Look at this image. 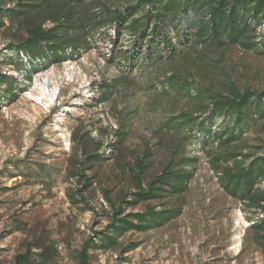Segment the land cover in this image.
<instances>
[{
  "label": "rangeland",
  "instance_id": "rangeland-1",
  "mask_svg": "<svg viewBox=\"0 0 264 264\" xmlns=\"http://www.w3.org/2000/svg\"><path fill=\"white\" fill-rule=\"evenodd\" d=\"M19 34L7 17L0 27L1 70L18 77L23 91L17 99L0 96V264H16V257L33 242H54L58 250L43 262L39 256L43 248H33L34 264H76L81 242L108 222L102 190L115 195L133 188L130 168L135 157L146 152V145L152 152L149 176L176 148L197 158L188 163L194 176L187 190L173 201L182 206L181 214L162 227L126 233L122 244L138 245L124 254V262L119 250H92L91 264H264L250 229L255 213L224 192L206 155L210 144L204 135L194 133L199 121L209 123L208 117L199 113L198 104L183 89L162 83L169 71L164 60L142 61L145 47L135 45L130 33L114 43L110 33H102L81 57L48 63L46 69L38 66L29 80L28 64L20 72L12 61L10 50ZM259 34L264 38V24ZM110 53L114 62L108 61ZM192 55L187 52L178 62L190 69ZM208 55L209 64L198 63L193 71L201 83L218 87L224 70L241 86L264 88V54L231 46ZM216 60L220 68L214 65ZM104 82L112 95L102 101ZM182 111L197 113L194 127L181 121ZM81 126L92 130L108 153L107 160L89 171L93 185L84 193L95 212L74 202L78 184L68 170L70 135ZM220 126L222 121L212 123V129ZM117 129L126 130L127 138L123 145L108 149L107 144L117 140ZM245 131L249 150L258 137L264 140L258 126ZM28 160L34 162L31 167L25 165Z\"/></svg>",
  "mask_w": 264,
  "mask_h": 264
},
{
  "label": "trees",
  "instance_id": "trees-1",
  "mask_svg": "<svg viewBox=\"0 0 264 264\" xmlns=\"http://www.w3.org/2000/svg\"><path fill=\"white\" fill-rule=\"evenodd\" d=\"M7 17L21 30L10 50L12 61L20 72L28 64L31 72L25 70V75L29 80L38 66L46 69L53 62L81 57L92 49L96 34L102 33H110L113 43L130 33L135 45L145 47L142 61L157 64L164 60L169 71L162 83L183 89L188 98L196 101L199 113L208 117L209 123L199 121L194 133L196 137L204 135L210 144L206 155L224 192L255 213L250 229L264 257V140L258 137L255 148L249 150L245 138L246 129L258 126L264 130V88L241 86L224 70H220L218 87L201 83L193 73L198 63L209 64V53L231 46L264 54V38L259 34L264 24V0H3L0 27L6 24ZM187 52L193 53L190 69L178 62ZM114 58L110 53L108 61L114 62ZM1 65L2 60L0 96L17 99L23 91L19 79L3 72ZM214 65L220 68L218 60ZM102 87L101 100L105 101L112 91L105 82ZM178 115L192 127L198 121L196 112L182 111ZM218 120L222 126L212 129V123ZM115 132L117 140L108 143V149L123 145L127 138L126 130ZM70 142L68 170L78 184L74 202L95 212L84 193L93 185L89 171L108 159L107 150L102 151L101 139L84 126L72 130ZM176 150L157 173L149 176L152 152L146 145V152L136 156L130 168L133 188L115 195L102 190L109 206L108 222L81 242L75 254L76 264H91L92 250H119L124 262V254L138 245H123L120 239L126 233L162 227L181 214L182 206L173 201L187 190L194 176V168L188 163L197 158H188ZM33 163L28 160L25 165L31 167ZM141 205L142 210H135ZM33 248H43L39 254L43 262L58 252L54 242L28 243L25 252L16 257V264H34Z\"/></svg>",
  "mask_w": 264,
  "mask_h": 264
},
{
  "label": "built area",
  "instance_id": "built-area-1",
  "mask_svg": "<svg viewBox=\"0 0 264 264\" xmlns=\"http://www.w3.org/2000/svg\"><path fill=\"white\" fill-rule=\"evenodd\" d=\"M24 60L26 61L27 60V58L24 56Z\"/></svg>",
  "mask_w": 264,
  "mask_h": 264
}]
</instances>
